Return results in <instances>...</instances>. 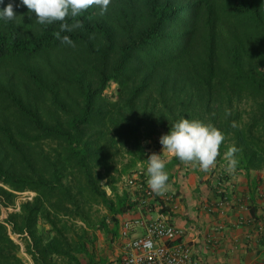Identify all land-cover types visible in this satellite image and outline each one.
Masks as SVG:
<instances>
[{
    "label": "trees",
    "instance_id": "1",
    "mask_svg": "<svg viewBox=\"0 0 264 264\" xmlns=\"http://www.w3.org/2000/svg\"><path fill=\"white\" fill-rule=\"evenodd\" d=\"M10 2L16 17L0 20V217L19 192L35 195L0 219V264H25L10 231L34 264H108L99 232L118 238L122 218L144 206L121 181L140 166L148 179L151 141L184 117L224 140L208 171L164 160L167 184L185 168L200 180L210 173L216 206L242 209L245 228L262 226L264 0H111L103 15L92 6L68 18L82 25L71 32L37 23L19 0H0V9ZM236 176L247 181L237 205L228 192ZM155 195L152 211L171 213L174 202Z\"/></svg>",
    "mask_w": 264,
    "mask_h": 264
},
{
    "label": "crops",
    "instance_id": "2",
    "mask_svg": "<svg viewBox=\"0 0 264 264\" xmlns=\"http://www.w3.org/2000/svg\"><path fill=\"white\" fill-rule=\"evenodd\" d=\"M215 168V163L210 166V169ZM209 174V175H208ZM210 173L205 174L203 180H200L199 175L194 171L181 170L180 174L175 176L174 183L167 184L163 194H158L164 198L171 190H180L186 196L188 204H180L179 200L175 201L172 206V212L168 215L174 224L185 229L188 225V231H185L186 240L190 241L191 246L199 251L203 256L202 250L204 241L210 239L211 235L216 237L219 244L213 245L210 241L204 261L207 264H264V221L259 229L255 230L240 225V212L242 209H228L225 202L220 206L218 197L207 184ZM213 185L214 182H211ZM247 186L246 178L236 176L232 187L228 192H232L235 188V194L230 195L232 202L237 205L238 200H241L243 189ZM171 188V190H170ZM182 195V196H183ZM190 198H194V202H189ZM219 196V195H218ZM260 203L259 213L264 214V184L260 187L258 195ZM228 213H230L228 215ZM264 216V215H263ZM200 224L204 226L205 232ZM226 222V226L219 225ZM192 223L191 225H189ZM219 225V226H218ZM192 227V228H190ZM213 238V237H211ZM263 243V244H262ZM205 258L207 260H205Z\"/></svg>",
    "mask_w": 264,
    "mask_h": 264
},
{
    "label": "clouds",
    "instance_id": "3",
    "mask_svg": "<svg viewBox=\"0 0 264 264\" xmlns=\"http://www.w3.org/2000/svg\"><path fill=\"white\" fill-rule=\"evenodd\" d=\"M110 3L111 0H19L17 6H26L28 13L33 14L36 22L41 25H51L59 21L62 31L71 32L82 25L79 20L69 24L68 18L75 19L92 6H96L103 15L108 11ZM15 17L13 3L10 2L0 9V20L10 21ZM63 42L73 44L69 36H64ZM223 140L224 134L214 125L187 117L171 124L170 130L160 137L163 150H167L180 161L198 162L204 171H208L215 163ZM237 151L238 149L232 146L226 153L230 171L235 170L238 163L234 155ZM165 169L166 164L160 154L153 153L148 157L147 183L157 194L164 193L169 181V175Z\"/></svg>",
    "mask_w": 264,
    "mask_h": 264
},
{
    "label": "built area",
    "instance_id": "4",
    "mask_svg": "<svg viewBox=\"0 0 264 264\" xmlns=\"http://www.w3.org/2000/svg\"><path fill=\"white\" fill-rule=\"evenodd\" d=\"M144 171L143 167H139L138 172H135L131 178H127V182L135 185L136 190L144 196L141 199L144 206L136 213L125 215L121 220L119 242L122 250L118 264H206L199 251L191 246L190 241L186 240L185 230L174 224L167 213L158 212L157 215H153V207L158 204L153 200L156 195L149 187L148 179L145 177L146 180L143 181ZM19 195L16 206L3 207L0 217L3 222H6L9 212L20 209L21 199H32L35 192L22 191ZM174 198L175 192H169L162 199L172 206ZM10 233L21 245V255L25 264H34L21 235L12 231Z\"/></svg>",
    "mask_w": 264,
    "mask_h": 264
},
{
    "label": "rangeland",
    "instance_id": "5",
    "mask_svg": "<svg viewBox=\"0 0 264 264\" xmlns=\"http://www.w3.org/2000/svg\"><path fill=\"white\" fill-rule=\"evenodd\" d=\"M116 88V85H114L113 86V88L111 89V91H113V89H115ZM162 135H159L158 136V140L156 139V140H154L153 141V143H151L152 144V146L151 147H149V153H151V154H153V153H156V154H160L161 155V158L163 159V160H167V159H170L173 155L172 154H170V153H168L167 152V150H160L159 149V146L160 147H162V145L160 144V137H161ZM150 141L148 140L146 143H149ZM163 149V148H162ZM161 151V152H160ZM183 170H187V168H185V169H183ZM209 175V174H208ZM125 180V181H124ZM123 183H127V178L125 177L122 181H121V183H120V185L122 186V184ZM170 190H171V188H170ZM171 192H177L176 190H171ZM176 195V194H175ZM189 198H190V196H189ZM187 198H186V196L185 195H183L182 197H179L178 198V200H179V203L180 204H185V205H187L188 204V201L186 200ZM175 200H176V198H175ZM175 200L173 201V202H175ZM194 198L192 197V198H190L189 199V202H194ZM172 202V203H173ZM172 211V210H171ZM158 212L160 213L161 211H159L158 210V208H156L154 211H153V215H157L158 214ZM169 213V212H168ZM167 213V214H168ZM171 216V215H170ZM196 220L198 221V224L202 227V228H204V226L203 225H201L200 224V220L198 219V218H196ZM226 222H224V223H221V224H219V225H224L225 227H227L226 226V224H225ZM192 223H190L189 225H191ZM218 225V226H219ZM188 228H189V226L187 225L186 227H185V229L188 231ZM190 228H192V227H190ZM184 229V230H185ZM185 230V231H186ZM204 232L206 231L205 230V228H204V230H203ZM119 237L120 236H118V238H116V239H114V240H112L111 239V235H110V237H108L107 235H105L104 233H102V232H99V239H98V242H97V252L100 254V255H107L108 256V264H118V260H119V257H120V254H121V247H120V242H119ZM211 237H213V238H211ZM216 237L214 236V235H211L210 236V239L211 240H214ZM209 243H210V240H208V237H207V239L204 241V246H203V250H202V253H203V256H201L202 258L203 257H206L205 256V254H207V250H208V247H210V245H209ZM204 259V258H203ZM205 260H207L206 258H205ZM206 262V261H205ZM206 264H207V262H206Z\"/></svg>",
    "mask_w": 264,
    "mask_h": 264
}]
</instances>
